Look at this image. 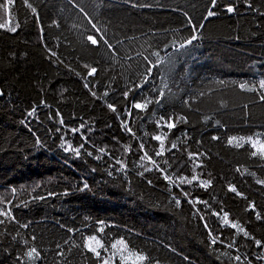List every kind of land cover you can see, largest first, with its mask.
Wrapping results in <instances>:
<instances>
[{"label": "trees", "instance_id": "obj_1", "mask_svg": "<svg viewBox=\"0 0 264 264\" xmlns=\"http://www.w3.org/2000/svg\"><path fill=\"white\" fill-rule=\"evenodd\" d=\"M29 2L36 14L14 0L10 26L0 28V209L15 218L0 224V264H31L24 254L33 246L41 252L35 264H101L121 238L130 250L147 255L148 264H264L256 259L264 248L222 223L227 212L231 221L264 241V220L255 218L256 212L264 217V185L256 183L264 180V159L252 155L256 149L248 142L251 137L264 143V101L258 88L264 80V0H218V15L207 21L202 17L209 0ZM228 4L236 12L227 13ZM185 12L205 27L198 40L177 51L192 35ZM17 24L16 32L9 31ZM88 35L98 40L103 35L113 48L102 41L92 45ZM49 49L56 57L50 58ZM153 53H159V67L135 88L149 66L144 57L157 61ZM85 64L97 73L89 76ZM241 83L257 91L242 90ZM129 88L133 91L125 99ZM162 88L160 104H149L144 112L131 109L132 102L157 98ZM179 115L187 123H178L168 135L178 149L154 158L169 174L190 177L187 152L205 153L196 171L201 179L212 180L207 189L196 182L169 184L160 172L145 171L153 166L139 159L140 142L150 154L158 148L151 139L161 131L156 121ZM73 128L80 130L73 133ZM233 136L244 138L240 147L228 144ZM68 143L80 148L79 155L65 151ZM125 145L133 151L125 152ZM229 184L243 195L228 191ZM173 197L180 199L179 206ZM89 235H97L108 249L101 250L100 260L83 247Z\"/></svg>", "mask_w": 264, "mask_h": 264}, {"label": "snow or ice", "instance_id": "obj_2", "mask_svg": "<svg viewBox=\"0 0 264 264\" xmlns=\"http://www.w3.org/2000/svg\"><path fill=\"white\" fill-rule=\"evenodd\" d=\"M14 3V0H7V3H0V9H4L5 11H7L9 9V7L12 6V4ZM22 4L24 6H26L27 8H29L31 10V12L33 14H36L37 9L35 7H33L32 3L29 2V0H22ZM218 6V0H209V7L206 10V15H204L202 17L203 21H207L212 17H215L218 15V11L216 10ZM226 9L227 13H234L236 12V7L233 4H228L224 6ZM249 7H251V5L249 4ZM81 12H84L83 8H80ZM85 16L87 17V13H84ZM184 16L187 17V21H186V26H189L191 28L192 31V35L187 38L186 40H184L183 42H181L179 44V47L176 48L177 51H179L180 49H186L188 46L192 45L194 41L198 40L200 37L197 34L199 32L200 29H203L205 27L204 23H194L193 19L188 16V13H184ZM89 23L92 24V28L96 29L97 32L100 31L99 28H97L95 23H92L91 19H89ZM4 27L3 24H0V28ZM19 27V24H17L15 27H11L9 28V31L11 32H16L17 28ZM87 40L92 44V45H97L99 44L101 41L107 45L108 48H113V45L104 38L103 35L100 36L99 40L96 38L95 35H88L87 36ZM117 43H120V41H117ZM173 47L175 48V42H173ZM50 58L51 57H56V53L52 52L50 49ZM139 55H142V53H139ZM153 55L157 56V61L155 63H153L152 61L149 60L148 57H144L145 61H148L149 66L146 68V72L145 74H143V82L142 83H137L134 85L135 88H140L143 86V83H146L148 80V77L152 75V71L153 68H158L161 60L159 59V53H153ZM67 67V65H65ZM84 67L86 69H88V75L89 76H94L97 73V68L96 67H92L88 64H85ZM77 75H79V73H77ZM85 87H87V85H85ZM167 87V85L165 84V88ZM239 87L242 90L245 91H249V92H253V91H257V87L255 85L253 86H249L247 83H241L239 85ZM258 88H259V99L261 101H264V80H260L259 84H258ZM133 89L129 88L128 90L123 92V96L125 99L128 98L130 92H132ZM92 95L95 96L96 93L92 92ZM105 95H107V93H105ZM165 96V91L164 89H160L158 91V96L157 98L153 99H144L141 102H132L131 104V109H136L139 110L140 112H144L148 109L149 104L152 103H156V104H160L161 99H163ZM187 103V101L185 102ZM47 106V105H46ZM107 107L109 108L110 111L112 112H116L117 109L113 104H108ZM245 107H247L245 105ZM131 109L128 110L127 115H131ZM35 112V109H33L32 112L29 113V116L33 115ZM187 123V118L185 116L179 115L176 117L173 116H168L167 118H165L164 116H161L157 121H156V126L158 129H161V131H159L157 134H154L151 136V139L156 141L158 143V148L152 153L150 154L149 151L146 150L145 148V143L144 142H140L138 144V151L142 153V155L139 157V159L141 161H147L149 164H151L153 167L152 168H147L145 167L144 170L145 171H158L163 175V179L168 181L169 184H172L176 187H180L183 184H188V185H192L194 182H196L198 184L199 187L207 189L211 186L212 184V180L211 179H201V174L198 173L196 170L199 168L203 167V161L201 160V157L205 156L206 154L203 152H187V160L188 162L191 163L192 166V175L189 177L187 175L184 174H179L176 175L175 173L173 174H169L168 173V169L161 167L160 164L158 163L157 159H155L154 157H164L166 155V153L168 152H172L173 150H177L178 149V145L176 142H170L168 140V135L171 133V130L176 128L178 123ZM60 123L63 124V120H60ZM122 127H124V129L133 137L135 138L136 133L133 131L132 127H130L128 125V123L126 121H122ZM80 127H84L83 124L80 125ZM163 129H167V131H163ZM79 128H73L71 129V131L73 133L75 132H79ZM57 131H59V129H57ZM213 139H219V137H213ZM244 138H237L235 136L230 137L228 139V144H233L235 143L236 147H240L241 143L240 141L243 140ZM248 142L251 143V146L256 149L255 151L252 152L253 156H260L262 159H264V143H261L258 140H253L251 137L248 138ZM37 143H40L39 139H37ZM62 147H64V145H61ZM80 147H83V145H81ZM65 151H74L77 155H79L80 153V148H73L72 145L70 143L67 144V147H65ZM100 152L102 153H106V150L104 148L99 149ZM124 151L125 152H132V146L131 145H125L124 146ZM89 155H91V153H89ZM96 159H101V157L97 156ZM165 164H168V161L165 160L164 161ZM116 164H119L121 166V170L126 168V164L124 163L123 160H116ZM143 166V165H142ZM169 167H171V165H169ZM182 167V165H181ZM237 171H239V169H237ZM109 175H111V173H109ZM139 175L143 176V172L139 173ZM210 175V174H209ZM254 175V174H253ZM175 177V178H174ZM149 183H151V181H148ZM256 183L264 185V180H257ZM85 188L88 187L87 184L84 185ZM13 191H15V189H13ZM183 195L185 197H187L189 195L188 192L183 191L181 189ZM228 191L235 193L237 196H242L243 194L240 193L239 191H237L236 186L229 184L228 185ZM41 199H43V197H41ZM175 204L177 206L180 205L181 201L179 198L173 197ZM0 203H3V201H0ZM195 203H204L206 206L208 204L207 201H195ZM250 209L254 210L255 209V204L254 203H249L248 206ZM213 215H219L218 213H213ZM0 217H4V219H0V224H4L5 220L8 221H14V217L11 214L10 210L7 209H0ZM255 218L256 220H264V217L261 216V214L259 212H256L255 214ZM201 219H203V217H201ZM101 224L103 222H100ZM222 223L226 226H230L232 229L235 230V234H241L243 235V237L248 238V239H253L254 243L257 247H262L264 248V241H261L259 239H255L254 237L251 236V234L240 224L239 221H231L229 219V214L227 212L223 213L222 216ZM205 228L208 227L207 223H205ZM21 227L27 228L28 225L27 224H22ZM61 227H63V225H61ZM67 231L69 232H73L74 230L69 228L67 229ZM100 232L104 231V228L101 227L99 229ZM209 235L211 236L212 233L211 231H209ZM33 240H35V236L32 237ZM85 242L83 244V247L85 249H87L88 252L92 253L98 260L101 259V250L107 251L108 249L106 248L105 244L102 242V240L100 238H98L97 235H89L87 237L84 238ZM25 243H27V241H25ZM65 243H68V241L66 240ZM217 243V238L213 237L211 240V244L215 245ZM234 241L233 243L228 244V247H233ZM117 245H120L121 248L119 249V251L122 253L120 256V261L121 264H129V258H131V264H148L149 262V257L147 255H144L142 253H140L139 251H132L129 249L128 243L123 239H119L117 241H115L114 243L111 244V248L112 249H117ZM57 248H61V245L57 244ZM68 251L70 252L71 249H68ZM127 251L128 252V257H126L125 255H123V253ZM28 260L31 262V264H35L36 261H38L41 258V252L38 250L37 247H29L28 250L25 252L24 254ZM58 255L63 257L65 255L64 251L61 250L58 252ZM116 255V252H113L112 257L114 258ZM113 258H104L101 261V264H113ZM234 259L236 261H241V257L239 255H236L234 257ZM256 259L258 260H264V253L258 255L256 257ZM156 264H158V261L156 262ZM248 264H252V261L249 260Z\"/></svg>", "mask_w": 264, "mask_h": 264}, {"label": "rangeland", "instance_id": "obj_3", "mask_svg": "<svg viewBox=\"0 0 264 264\" xmlns=\"http://www.w3.org/2000/svg\"><path fill=\"white\" fill-rule=\"evenodd\" d=\"M5 3H7V0H5ZM0 24H3L4 27H8L10 26V14H9V9L7 11H5L4 9H0ZM121 248L120 245H118L117 249L114 251L116 252V257L120 260V256H121V252L119 251V249ZM123 255H125L126 257H128V253L124 252ZM110 258H113L112 256H110ZM114 260V259H113ZM129 262H131V258H129Z\"/></svg>", "mask_w": 264, "mask_h": 264}, {"label": "water", "instance_id": "obj_4", "mask_svg": "<svg viewBox=\"0 0 264 264\" xmlns=\"http://www.w3.org/2000/svg\"><path fill=\"white\" fill-rule=\"evenodd\" d=\"M0 96H1V90H0Z\"/></svg>", "mask_w": 264, "mask_h": 264}]
</instances>
